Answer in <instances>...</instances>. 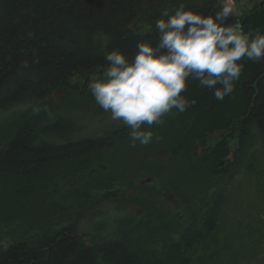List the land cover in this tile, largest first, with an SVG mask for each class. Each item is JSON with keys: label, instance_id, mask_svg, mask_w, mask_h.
<instances>
[{"label": "trees", "instance_id": "trees-1", "mask_svg": "<svg viewBox=\"0 0 264 264\" xmlns=\"http://www.w3.org/2000/svg\"><path fill=\"white\" fill-rule=\"evenodd\" d=\"M181 6L204 15L223 7L219 0H0V115L33 110L0 143V233L17 223L23 231L0 245V264H264V61L242 59L223 100L197 80L181 93L196 101L184 111L188 117L221 108L216 130L239 127L236 147L223 156L231 158L228 165L217 151L212 160L225 183L202 190L181 220L155 228L147 240L88 245L78 237L74 207L59 211L68 220L59 229L60 218L48 209L52 191L64 185L76 193L72 202L83 200L99 180L90 173L99 154L131 132L120 120L105 125L111 113L95 104L54 110L45 103L48 93L79 73L106 70L113 50L131 61L138 43L158 42L155 24L167 19L163 13ZM237 22L246 33L264 34V12L227 21ZM139 23L150 29L138 30Z\"/></svg>", "mask_w": 264, "mask_h": 264}, {"label": "rangeland", "instance_id": "rangeland-1", "mask_svg": "<svg viewBox=\"0 0 264 264\" xmlns=\"http://www.w3.org/2000/svg\"><path fill=\"white\" fill-rule=\"evenodd\" d=\"M226 2L219 0L222 6ZM257 11L264 12V0H234L233 14L237 18ZM141 29L146 31L150 26L139 23L138 30ZM104 71L99 69L71 77L65 85L49 92L45 103L54 110L60 108L62 103L69 102L98 106L89 83L95 78L102 79ZM220 110L217 108L199 117L191 113L188 117L185 112L173 109L162 118L161 123L142 128L153 132L150 144L133 142L131 135L109 142L90 173L94 174L93 177L106 174L108 186L115 183L114 187L108 192H94L90 198L88 193H81L84 199L74 202L72 198L76 193H68L69 186H62L61 192L58 190L54 193V189L48 209L52 212L53 220L60 218L56 222L57 228L66 225L67 217L61 216L59 211L67 212L68 207L82 211L78 237L88 245L111 243L122 238L137 239L139 229L153 231L171 225L173 220H181L197 203L202 190L210 189V186L218 188L225 183V174L214 172L212 160L216 151L217 155L223 157L229 149L236 147L239 127L227 131L216 130L214 118L220 114ZM32 111L21 108L0 115L1 144L17 131L19 123L33 114ZM224 127L226 125L220 128ZM209 148L213 152L209 153ZM154 150L155 153H152ZM171 186H176L180 192L174 191ZM18 225L2 230L0 245L5 246L23 238V231Z\"/></svg>", "mask_w": 264, "mask_h": 264}, {"label": "clouds", "instance_id": "clouds-1", "mask_svg": "<svg viewBox=\"0 0 264 264\" xmlns=\"http://www.w3.org/2000/svg\"><path fill=\"white\" fill-rule=\"evenodd\" d=\"M233 12L234 0H227L215 14L183 6L172 15L165 11L167 19L155 24L159 30L155 45L138 43L131 61L119 50L107 54L109 66L103 78L89 83L95 102L131 130L133 142L148 145L153 132L142 126L161 123L173 109L183 113L196 103L181 95L189 80H197L223 100L241 75L239 61L245 57L264 61V34L246 33L240 23H227Z\"/></svg>", "mask_w": 264, "mask_h": 264}, {"label": "bare ground", "instance_id": "bare-ground-1", "mask_svg": "<svg viewBox=\"0 0 264 264\" xmlns=\"http://www.w3.org/2000/svg\"><path fill=\"white\" fill-rule=\"evenodd\" d=\"M116 123V120H109V121H106L105 122V125H107V126H112V125H114ZM127 135H130V133L129 134H125L124 136H127ZM124 136H122V137H124ZM112 141V143L113 142H116L117 141V139H113V140H111ZM111 141H109V142H111ZM108 142V143H109ZM108 145V144H107ZM210 149V148H209ZM222 160L228 165V163H229V161L231 160V158L230 157H228V158H224V157H222ZM94 171V170H93ZM93 176H94V174H92ZM97 175V174H96ZM106 176V174H102L101 176H99L98 178H99V180H96L95 182V186L94 187H92L91 189H89L90 191L88 192V198H90V195H92L94 192H96V193H99V192H108V191H110L111 190V188H113L114 187V184L112 185V187H109V186H102V179H105L106 180V178H107V176ZM84 177V176H83ZM82 177V178H83ZM97 178V179H98ZM112 179H114V177H112ZM116 182V181H115ZM59 189H55L54 190V193H56L57 191H58ZM60 192L62 191L61 189L59 190ZM87 191H84V192H82V193H86ZM78 210H80V208L79 209H77L76 211H75V213H76V215L79 217V216H82V215H80L81 213H82V211H78ZM78 211V212H77ZM80 223H81V221H80ZM79 231V230H78ZM152 232V229L150 230V229H148V228H146V229H144V230H140L139 229V232H136V234H137V237H139L140 236V238L142 239V240H147L146 239V237L148 238V234H150Z\"/></svg>", "mask_w": 264, "mask_h": 264}]
</instances>
